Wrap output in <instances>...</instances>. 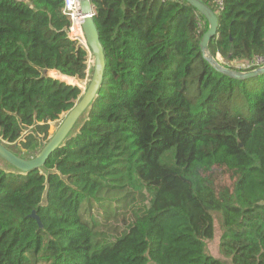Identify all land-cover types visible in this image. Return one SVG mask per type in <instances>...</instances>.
<instances>
[{"label": "trees", "instance_id": "trees-1", "mask_svg": "<svg viewBox=\"0 0 264 264\" xmlns=\"http://www.w3.org/2000/svg\"><path fill=\"white\" fill-rule=\"evenodd\" d=\"M90 1L102 84L43 166L0 168V264H223L206 250L214 214L220 252L264 264V74L215 71L208 24L184 0ZM62 8L0 0V142L25 158L83 93L43 70L90 77ZM216 14L221 64L264 59V0Z\"/></svg>", "mask_w": 264, "mask_h": 264}, {"label": "water", "instance_id": "water-1", "mask_svg": "<svg viewBox=\"0 0 264 264\" xmlns=\"http://www.w3.org/2000/svg\"><path fill=\"white\" fill-rule=\"evenodd\" d=\"M194 7L199 14L206 20L208 26L203 32L199 47L203 58L213 67V69L223 75L237 80L250 79L258 75L264 74V64L251 70L239 71L221 64L216 56H213L208 48L209 41L217 32V14L202 0H184ZM76 20L78 26L84 36L85 46L89 49L92 56V73L88 84L85 87L81 97L73 105V107L64 114L58 126L43 145L40 151L32 157H22L7 148L0 142V157L15 169L21 172L40 168L43 166L51 155V153L64 141L68 133L71 131L79 117L93 102L97 96L103 79V70L105 67L103 47L99 40V34L93 20V7L90 0H77ZM72 39H77L73 37ZM47 74V70H43ZM38 226L42 227L39 218L35 215Z\"/></svg>", "mask_w": 264, "mask_h": 264}, {"label": "rangeland", "instance_id": "rangeland-1", "mask_svg": "<svg viewBox=\"0 0 264 264\" xmlns=\"http://www.w3.org/2000/svg\"><path fill=\"white\" fill-rule=\"evenodd\" d=\"M79 33H80V37L77 38L78 42L83 47L88 49L86 46H84L85 45V41H84V36H83L82 32H79ZM67 34L70 37L72 36L71 33H70V30H68ZM216 57H217L218 61H222L220 55H217ZM92 63H93L92 62V56H91V53H90V57H89V66H90L89 76H91V73H92ZM235 65H236L235 66L236 69L239 68V67L245 68V67H247L248 63L245 62V61H239V62H236ZM48 74L51 75V76L57 77V78H61L62 80L66 81V82H68L70 84L78 85L82 89V91H84L85 87L88 84L89 78H90V77H87L84 80H79V79L74 78V77L63 76L60 73H56V71H54V70H50L48 72ZM62 118H63V115L59 119L49 123V126H50L49 127V132L51 134L54 132L55 128L58 126V124L60 123ZM29 132H31L30 127H29V129L27 128L25 130L23 136H25ZM7 146H8V148L11 151H18L19 154L22 157H25L24 150H21L20 147H19V149H17L15 147H13L12 145H7ZM0 168L4 169V170H10V165L6 161H4L1 157H0ZM222 180H223V178L221 176H219V181H222ZM213 225H214L213 237L211 239L207 240V242H206V250H207L208 254H210L211 256H213L215 258H217L223 264H233L231 262V260L229 259V257H225L219 250V239H220V235H221V228H220L219 220H218V218H217V216L215 214H214V223H213Z\"/></svg>", "mask_w": 264, "mask_h": 264}, {"label": "built area", "instance_id": "built-area-1", "mask_svg": "<svg viewBox=\"0 0 264 264\" xmlns=\"http://www.w3.org/2000/svg\"><path fill=\"white\" fill-rule=\"evenodd\" d=\"M76 1L77 0H63V8H62V11L70 19V25L68 26L66 32H68V30H70V33H72V30L71 29L73 28L74 25H77L78 30L81 32V30H80V28L78 26L76 17H75L76 10L74 12L71 11V6ZM209 2L211 3V5H212L211 8L214 10L215 13H217L218 11H220L222 9V7H223V0H209ZM263 64H264V59L262 57H257L254 61H252L250 64H248L247 67H253V69H254V68H256L258 66H261Z\"/></svg>", "mask_w": 264, "mask_h": 264}, {"label": "bare ground", "instance_id": "bare-ground-1", "mask_svg": "<svg viewBox=\"0 0 264 264\" xmlns=\"http://www.w3.org/2000/svg\"><path fill=\"white\" fill-rule=\"evenodd\" d=\"M77 6H78V3H77V1L76 2H74L73 4H72V6H71V11H75L76 9H77ZM72 30V33H71V35H72V37L71 38H73V37H80V31L78 30V27H77V25H74L73 26V28L71 29ZM85 46V45H84Z\"/></svg>", "mask_w": 264, "mask_h": 264}, {"label": "crops", "instance_id": "crops-1", "mask_svg": "<svg viewBox=\"0 0 264 264\" xmlns=\"http://www.w3.org/2000/svg\"><path fill=\"white\" fill-rule=\"evenodd\" d=\"M230 259V258H229Z\"/></svg>", "mask_w": 264, "mask_h": 264}]
</instances>
